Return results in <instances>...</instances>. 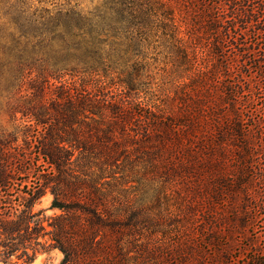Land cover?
I'll use <instances>...</instances> for the list:
<instances>
[{"label": "trees", "instance_id": "trees-1", "mask_svg": "<svg viewBox=\"0 0 264 264\" xmlns=\"http://www.w3.org/2000/svg\"><path fill=\"white\" fill-rule=\"evenodd\" d=\"M263 77L264 0H0V262L264 264Z\"/></svg>", "mask_w": 264, "mask_h": 264}, {"label": "rangeland", "instance_id": "rangeland-1", "mask_svg": "<svg viewBox=\"0 0 264 264\" xmlns=\"http://www.w3.org/2000/svg\"><path fill=\"white\" fill-rule=\"evenodd\" d=\"M47 2H53V1H60V0H46ZM253 79L257 80L259 79V75L257 72L253 73ZM262 84L264 86V77L262 78ZM264 104V92H258L256 94V101L249 106V110L246 111V116H251L252 119H250V123H255L259 120V118L262 117V105ZM0 127L1 128H12V122L10 120V116L5 110H0ZM264 131V129H259L256 127L255 134L260 135V132ZM36 174H33L35 176ZM53 194L48 191L35 205V210L41 211V218L44 221L45 225L48 226V218L51 216H54L55 214H59L61 211L55 208H52V202H53ZM49 228V227H48ZM254 232H259L264 235V219H261L257 222V226L255 227V230H251ZM49 236L47 235L44 238L45 240H48ZM247 243L248 241L245 240ZM261 245H264V237L260 240ZM239 245L236 244L235 249L233 250L234 255H239ZM63 252L59 249H53L51 251L45 252L41 251L39 252L34 260L28 264H59L60 261L63 259ZM242 256V255H241ZM25 259H22L16 263L12 264H27L24 262ZM14 261H17L16 259ZM237 264H243L242 261L236 262ZM0 264H7L4 262H0Z\"/></svg>", "mask_w": 264, "mask_h": 264}]
</instances>
